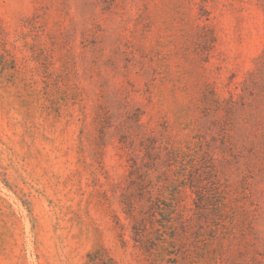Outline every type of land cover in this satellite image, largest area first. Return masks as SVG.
<instances>
[{
  "label": "rangeland",
  "instance_id": "rangeland-1",
  "mask_svg": "<svg viewBox=\"0 0 264 264\" xmlns=\"http://www.w3.org/2000/svg\"><path fill=\"white\" fill-rule=\"evenodd\" d=\"M0 264H264V0H0Z\"/></svg>",
  "mask_w": 264,
  "mask_h": 264
}]
</instances>
